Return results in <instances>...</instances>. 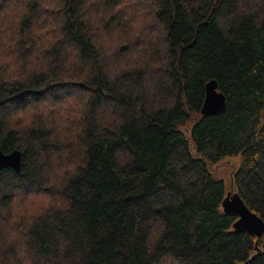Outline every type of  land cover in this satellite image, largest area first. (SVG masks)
I'll list each match as a JSON object with an SVG mask.
<instances>
[{"label":"trees","instance_id":"obj_1","mask_svg":"<svg viewBox=\"0 0 264 264\" xmlns=\"http://www.w3.org/2000/svg\"><path fill=\"white\" fill-rule=\"evenodd\" d=\"M0 150V264H264V0H0Z\"/></svg>","mask_w":264,"mask_h":264},{"label":"water","instance_id":"obj_2","mask_svg":"<svg viewBox=\"0 0 264 264\" xmlns=\"http://www.w3.org/2000/svg\"><path fill=\"white\" fill-rule=\"evenodd\" d=\"M30 93L24 92L21 95ZM225 109L224 95L218 91V86L215 80H211L205 85V97L200 109V115L203 117L216 116ZM22 153L19 150H13L10 153H3L0 150V171L11 169L15 173H19L21 169ZM223 213L237 217L233 224V231L240 233L245 232L254 236L259 240L264 234V222L252 213L244 204L241 197L233 191L226 192L221 203ZM252 258H249L242 264H250Z\"/></svg>","mask_w":264,"mask_h":264},{"label":"rangeland","instance_id":"obj_3","mask_svg":"<svg viewBox=\"0 0 264 264\" xmlns=\"http://www.w3.org/2000/svg\"><path fill=\"white\" fill-rule=\"evenodd\" d=\"M238 166V157H228L224 159L215 169L213 170V173L217 178L223 179L226 183L227 190L230 193H233L232 190H230L231 187V181L230 176L231 173L234 171V169Z\"/></svg>","mask_w":264,"mask_h":264}]
</instances>
